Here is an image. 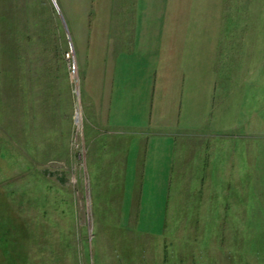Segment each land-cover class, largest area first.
Listing matches in <instances>:
<instances>
[{
    "label": "rangeland",
    "instance_id": "374dc122",
    "mask_svg": "<svg viewBox=\"0 0 264 264\" xmlns=\"http://www.w3.org/2000/svg\"><path fill=\"white\" fill-rule=\"evenodd\" d=\"M130 70L123 191L86 101ZM0 264H264V0H0Z\"/></svg>",
    "mask_w": 264,
    "mask_h": 264
},
{
    "label": "crops",
    "instance_id": "0c3cea01",
    "mask_svg": "<svg viewBox=\"0 0 264 264\" xmlns=\"http://www.w3.org/2000/svg\"><path fill=\"white\" fill-rule=\"evenodd\" d=\"M114 76V75H113ZM125 80L118 81V92L112 96V92H109L110 89L114 88L115 82L112 78H110L109 82L107 78H105V82H100V92L98 93V97L94 96L93 98L88 97L87 103L92 105V109L98 111V113H102L96 119L95 124L99 127L106 128L105 131L109 134L96 135L94 138L90 139L93 142L97 141L96 137H100V143L103 146L108 147V142L110 144L111 141H115V145H113L112 153L115 152V158L119 159V169H116V173H120L121 177V189L125 190H133V189H143V184L146 183V178L142 177L143 167H145L144 160H147V156L156 149L157 145H154V141L157 139L156 137H150L146 139V141L142 140V133L144 132V126L146 123L137 121V119L132 116H127L128 110H141L148 109L150 112L148 115V122H151L153 104H154V95L151 91L145 96L142 88V81H137V78L142 79L143 73L141 71L130 70L124 74ZM131 78V80L127 81L126 78ZM107 88V93H106ZM150 94V95H149ZM148 95V96H147ZM115 97H117L115 99ZM112 98L115 102L113 110L120 112V117L115 120L110 116V110L112 109ZM93 102V104H92ZM94 124V125H95ZM116 135H111V134ZM120 137V141H118V145H116V139ZM116 138V139H115ZM168 138V137H166ZM144 144V145H143ZM105 151V150H103ZM111 149H109V152ZM108 162L110 159V153L105 152ZM145 154V156H143ZM111 165V164H110ZM164 182V181H163ZM142 184V186H141ZM124 196V195H123ZM124 199V198H123ZM139 206V202H136Z\"/></svg>",
    "mask_w": 264,
    "mask_h": 264
}]
</instances>
